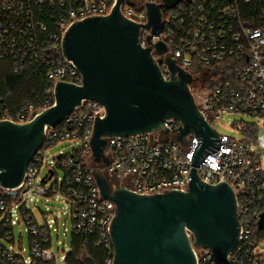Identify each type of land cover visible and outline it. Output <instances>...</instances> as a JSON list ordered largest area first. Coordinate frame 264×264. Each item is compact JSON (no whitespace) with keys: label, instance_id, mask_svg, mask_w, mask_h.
<instances>
[{"label":"built area","instance_id":"built-area-1","mask_svg":"<svg viewBox=\"0 0 264 264\" xmlns=\"http://www.w3.org/2000/svg\"><path fill=\"white\" fill-rule=\"evenodd\" d=\"M116 1L0 0V57L11 58L15 70L31 69L47 81L36 103L28 102L14 110L0 109V120L27 122L37 110L54 103L56 82L80 83V74L62 53L65 31L73 22L109 14ZM131 1L135 5H120L121 13L139 24L147 22L146 3H162ZM161 20L162 29L156 34H151L150 28L140 29L141 45H147V36L151 42H163L166 51L154 57L169 56L192 75L189 88L204 119L216 130L214 123L233 115L230 130L241 136L216 130L212 145L193 166L202 138L189 134L181 144L175 138L179 122L173 119L164 123L167 133L157 130L106 137L104 155L109 162L95 163L90 140L94 122L103 116L104 107L97 101L83 100L62 121L45 128L44 141L29 161L20 184L11 188L0 185V236L9 243L0 244L4 264L53 263V225L63 214L72 220V234L94 238V243L104 249V264H112L110 224L115 205L101 195L94 171L114 179L113 186L150 195L186 191L193 167L202 182H226L233 189L239 233L228 255L230 261L264 264V251L258 246L263 237L257 241L255 233V229L264 231L257 228L264 211V144L259 146L257 140L261 128L264 141V5L255 8L253 0H179L169 9L161 8ZM160 67L168 78L165 63ZM63 142L74 147L67 152L61 148L49 159L47 151ZM43 168H47L44 177ZM42 198L60 200L67 212H42L43 222L39 223L30 208L37 207ZM22 221L29 232L28 255L14 239V226ZM70 250L71 245L67 252L62 248L59 264H66ZM193 250L196 264H222L207 248L193 246Z\"/></svg>","mask_w":264,"mask_h":264},{"label":"water","instance_id":"water-1","mask_svg":"<svg viewBox=\"0 0 264 264\" xmlns=\"http://www.w3.org/2000/svg\"><path fill=\"white\" fill-rule=\"evenodd\" d=\"M117 0L109 14L73 22L65 31L62 53L80 74L79 84L56 82L54 103L37 110L31 120L15 123L0 120V185L15 187L23 179L29 161L44 141L45 128L55 126L83 100H94L104 114L94 122L90 140L92 160L106 163L104 146L108 136H128L161 130L165 122H179L175 138H202L193 166L205 148L212 145L216 130L198 110L189 84L192 75L174 59L155 58L166 51L161 42L142 46L141 28L151 34L161 31V8L169 9L179 0L146 3L147 22L136 23L121 13ZM165 63V78L160 64ZM101 195L115 205L110 224L114 247L112 264H196L194 247L212 251L220 263L228 258L239 233L237 204L233 189L226 182L206 184L191 169L186 191L170 190L155 194H136L127 187L112 185L106 176L94 171ZM257 228L264 230V211ZM188 232L190 236L188 235ZM86 264H95L84 255Z\"/></svg>","mask_w":264,"mask_h":264},{"label":"trees","instance_id":"trees-1","mask_svg":"<svg viewBox=\"0 0 264 264\" xmlns=\"http://www.w3.org/2000/svg\"><path fill=\"white\" fill-rule=\"evenodd\" d=\"M253 5L255 8L261 7L264 0H253ZM46 84V78L40 73L31 69L15 70L11 58L0 57V109L14 110L28 102L36 103L42 97ZM255 233L257 241L264 235V231L257 229ZM94 241V238L73 235L66 264H86L84 254L90 256L95 264H104V249ZM0 264H4L1 259Z\"/></svg>","mask_w":264,"mask_h":264},{"label":"rangeland","instance_id":"rangeland-1","mask_svg":"<svg viewBox=\"0 0 264 264\" xmlns=\"http://www.w3.org/2000/svg\"><path fill=\"white\" fill-rule=\"evenodd\" d=\"M234 118L235 117L233 115H226L223 118H220L213 125L216 128L217 132L239 138L241 135L238 131L230 130L232 128L230 126V123ZM250 120L255 123H258L257 119H250ZM262 136H263L262 129L259 128L257 130V140H258L259 146H262L264 144ZM258 145H255V149H257ZM72 147H74V144L69 145L67 142H63L55 147L50 148L46 154L49 156V159H51L52 156H56L59 154L58 153L59 149L62 148L64 152H67V151H70ZM262 165H263V171H264V154L262 155ZM46 171H47V168H43V170L41 171L42 177H44V175L46 174ZM57 172L59 175L62 174L60 169H57ZM47 207H49V209H47ZM30 209L32 210L34 217L39 223L43 222L42 212L53 211L54 214L57 212H62V211H64V213L67 212V209L63 205V203L57 199L55 200L50 199L46 201L44 198H42L38 202L37 207L32 205ZM71 224H72L71 218L67 219L66 215L63 214L61 215V218L59 219L58 223L53 225V228L55 230L52 231L51 250L56 259L51 264H59L62 262V259H61V255L63 254L62 248L64 252L69 251L71 242L73 240ZM65 228L67 229L66 234L64 233ZM56 229H58V235H57ZM13 233H14V239L16 242V246L23 247L25 249V254L28 255L30 240H29V232L27 230L26 224L23 221L20 222V224L16 223L13 229ZM58 242H60L59 245H58ZM63 243L65 244V246H63ZM0 244L9 245V243L5 241V239L1 236H0ZM258 246L260 250L264 251V235Z\"/></svg>","mask_w":264,"mask_h":264},{"label":"flooded vegetation","instance_id":"flooded-vegetation-1","mask_svg":"<svg viewBox=\"0 0 264 264\" xmlns=\"http://www.w3.org/2000/svg\"><path fill=\"white\" fill-rule=\"evenodd\" d=\"M107 178L109 179L110 183L116 184V181L114 179L110 178L108 175H107Z\"/></svg>","mask_w":264,"mask_h":264}]
</instances>
